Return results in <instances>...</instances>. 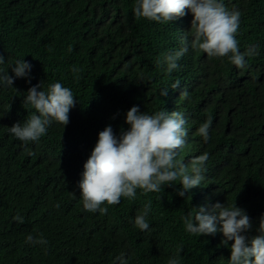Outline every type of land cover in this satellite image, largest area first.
<instances>
[{
  "label": "trees",
  "instance_id": "16d2710c",
  "mask_svg": "<svg viewBox=\"0 0 264 264\" xmlns=\"http://www.w3.org/2000/svg\"><path fill=\"white\" fill-rule=\"evenodd\" d=\"M134 2L0 0V69L14 76L17 60L32 65L31 83L0 84V264H120L122 254L128 264H168L172 257L180 264H228L232 241L225 245L220 231L189 234L182 219L216 202L245 210L253 225L247 235L257 234L264 216V0H224L242 13L240 50L258 51L246 69L189 47L172 73L157 59L191 40V12L158 23L137 19ZM177 80L189 98L170 89ZM56 82L77 98L70 122L65 128L53 122L25 146L8 128L35 112L23 104L30 87L47 91ZM165 88L168 95L161 96ZM132 106L184 114L189 131L177 159L188 164L207 152L205 180L184 197L177 180L160 193L137 189L134 199L105 204L106 215L85 211L78 187L83 165L106 126L117 136L129 127ZM209 117L205 142L197 130ZM149 201L150 228L141 231L134 219ZM18 214L23 223L14 220ZM29 234L48 243H27Z\"/></svg>",
  "mask_w": 264,
  "mask_h": 264
},
{
  "label": "clouds",
  "instance_id": "9594fccd",
  "mask_svg": "<svg viewBox=\"0 0 264 264\" xmlns=\"http://www.w3.org/2000/svg\"><path fill=\"white\" fill-rule=\"evenodd\" d=\"M186 10L193 16L189 31L191 40L185 37L179 49L168 51L162 59H157V65H166L168 73L178 69V61L189 47L202 51L208 58L227 57L238 69H246L247 58L258 55L256 46H249L243 52L240 50L236 37L242 13L238 8H227L224 0H135L133 7L137 19L146 18L158 23L178 20L187 15ZM4 63L5 58L0 55V64ZM10 68L14 76H10L8 70L0 69V84L12 87L16 78H26L31 83L32 65L29 62L17 60ZM79 71L73 67L74 73ZM38 88H41L40 84L30 87L23 101L35 112L23 124L15 123L8 128L9 133L25 146L39 141L53 122L65 128L70 122V110L77 102L73 91L60 82L51 84L47 91H38ZM170 89H181L180 81H175ZM168 91L169 88L162 89L160 95L167 96ZM180 97L189 98L188 91L181 89ZM125 123L129 127L121 129L119 136L111 125L99 132L97 143L83 165L78 187L85 211L106 215L108 208L105 204H119L122 197L134 199L137 189L145 195L160 193L165 186L176 184L177 180L181 185L177 191L180 197H184L192 188L201 186L205 180V163L209 154L205 152L194 157L188 164L177 159L178 150L185 146L189 131L182 112L161 109L149 114L141 112L138 106H132L126 113ZM212 123L209 117L197 130L205 142L210 139ZM29 154L34 153L29 151ZM150 208L149 201L134 219V226L141 231L150 228L147 219ZM194 210V213L189 212L182 218L187 233L200 237L214 236L220 231L225 245L232 241L228 264H264V216L259 219L257 234L249 236L247 233L253 227L251 218L236 204L216 202L210 211L205 206ZM14 220L23 223L19 214ZM26 242L48 243L42 234L39 238L29 234ZM182 250V246H178V251ZM118 259L120 264H128L123 254ZM168 264H180V261L172 257Z\"/></svg>",
  "mask_w": 264,
  "mask_h": 264
}]
</instances>
